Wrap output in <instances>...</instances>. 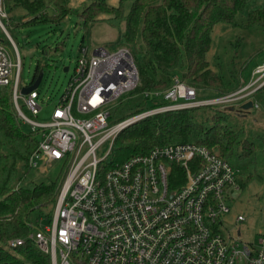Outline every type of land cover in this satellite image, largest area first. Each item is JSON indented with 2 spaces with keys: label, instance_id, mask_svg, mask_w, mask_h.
I'll return each instance as SVG.
<instances>
[{
  "label": "built area",
  "instance_id": "obj_1",
  "mask_svg": "<svg viewBox=\"0 0 264 264\" xmlns=\"http://www.w3.org/2000/svg\"><path fill=\"white\" fill-rule=\"evenodd\" d=\"M4 19L9 14L0 0V30L6 32ZM12 43L11 49L0 43V88H12L18 116L38 133L30 165L46 173L47 166L66 160L67 169L50 223L11 240L10 247L31 241L52 264H264V249L252 250L222 233V217L230 212L226 193L239 189L238 170L206 146H157L103 166L132 125L169 111L246 101L261 88L250 91L257 81L229 95L199 99L195 88L176 80L167 91L144 94L167 104L110 124L109 106L139 85L135 56L125 46L114 52L82 47L51 121L40 123L23 109L37 116L42 106L37 89L22 94V59ZM75 103L84 117L74 116ZM106 143L109 151L99 158Z\"/></svg>",
  "mask_w": 264,
  "mask_h": 264
},
{
  "label": "trees",
  "instance_id": "obj_2",
  "mask_svg": "<svg viewBox=\"0 0 264 264\" xmlns=\"http://www.w3.org/2000/svg\"><path fill=\"white\" fill-rule=\"evenodd\" d=\"M69 1L4 0V5L8 12L25 10L32 16L30 22L48 19L59 22L71 12ZM49 3L55 12L51 18L42 14ZM125 3L131 4L127 15ZM249 3L250 0H120L119 6L114 7L108 0H88L78 15L86 29L103 15L114 26L124 22L122 41L131 51L137 49L141 37L144 51L139 60L135 58L140 81L130 97L131 116L167 104L164 100L145 98L144 94L167 91L176 80L195 88L198 94L213 92L212 98L229 95L245 86L252 72L248 79L245 71L253 59L261 56L264 44V5L249 8ZM220 23L233 26L236 37L221 38L213 57L216 68L213 70L208 53L213 29ZM249 36L261 39V44L255 45L261 51L244 56L241 53H245ZM0 43L11 49L9 40ZM40 69L38 64L31 84ZM261 92L264 96V86L256 93ZM216 107L169 111L132 125L114 144L113 153L119 158L116 163L148 153L157 146L195 143L228 162L246 165L247 171L237 176V181L245 184L258 176L259 167L264 168V135L247 137L236 122L231 123L228 114L208 113ZM23 125L14 106L12 88H0V264H52L50 256L31 241L16 248L9 246L11 240L40 228L39 216L47 212L50 217L65 178L63 173L49 184L29 179L34 170L30 158L39 137L37 132H26Z\"/></svg>",
  "mask_w": 264,
  "mask_h": 264
},
{
  "label": "rangeland",
  "instance_id": "obj_3",
  "mask_svg": "<svg viewBox=\"0 0 264 264\" xmlns=\"http://www.w3.org/2000/svg\"><path fill=\"white\" fill-rule=\"evenodd\" d=\"M119 1L108 0V3L110 6L117 7L119 6ZM87 3L88 0H70L69 7L71 12L59 22L51 19H48V21L30 22L32 16L20 8L8 12L9 19L3 20L6 25V32L0 30V40H9L10 45L14 48L13 41L22 59L21 87L31 85L38 64L41 65L39 73L41 71L44 73L43 81L37 89L39 93L38 102L42 106V110L37 116H33L23 106L25 113L37 122L48 123L51 121L52 112L58 105L59 99L65 93L74 75V69L82 47L87 48L89 52L97 48H104L114 52L124 46L122 41L125 30L124 22L120 26H114L111 21H108V17L103 15L88 29L84 27L78 14ZM48 5L42 14L51 18L55 15V12L52 4L49 3ZM262 5H264V0H250L249 8ZM130 6V3H125V15L129 13ZM239 19L244 20L243 17H239ZM234 31L236 29L233 26L224 23L214 27L212 45L208 53L211 69L216 70L213 57L219 50L221 38L234 39L236 37ZM246 42L245 53L242 52L241 55L254 54L255 50V54H257L261 51V47L263 50L261 56L253 59L245 71V76L248 79L252 71L247 85L257 81L256 85L251 88L250 91H252L264 86V71H260L261 66L264 64V44L261 47H255V45L261 44V39L259 40V38L253 36H249ZM143 51L144 45L141 37H139L137 49H132V52L135 58L139 60ZM65 67H70V70L65 72ZM213 95V92H201L198 94V98L210 99ZM131 96L132 93L125 94L121 99L109 106L112 115L109 120L110 124L117 123L130 116L128 106L130 105ZM248 101H255L258 107L242 110V105ZM122 103L129 104L123 106ZM21 105H23L22 100ZM214 109L209 110L210 112L208 113L211 115L216 113V111H221L228 114L231 123L236 122L247 137L254 139L259 135H264V96L262 92L254 94L246 101L219 105ZM73 114L75 117H84L76 111V103L73 108ZM23 129L26 132L30 131V127L27 125H23ZM109 147V143L103 145L97 152L98 157H105ZM118 159L112 151L106 157L103 166L108 167L116 163ZM229 163L234 169L238 170V175L247 171L246 165H242L237 161ZM66 169L67 161L62 160L47 166L46 173H41L40 170L31 171L29 179L35 183L44 182L49 184L56 181L61 174L66 172ZM257 171L258 176H254L245 184L239 181L238 190L231 188L227 191L226 196L230 212L222 217L221 224L222 233L226 238L241 245H247L252 250L264 249V243H261V240H264V168L259 167ZM53 213L54 209L50 213V217H48L47 212L39 216V225H48ZM238 216H243L244 221L237 222ZM238 231H240V236Z\"/></svg>",
  "mask_w": 264,
  "mask_h": 264
},
{
  "label": "water",
  "instance_id": "obj_4",
  "mask_svg": "<svg viewBox=\"0 0 264 264\" xmlns=\"http://www.w3.org/2000/svg\"><path fill=\"white\" fill-rule=\"evenodd\" d=\"M64 71L67 72L68 71V67H65L64 68ZM43 76H44V73L43 71H41L36 79V81L31 84L30 86L28 87H24L22 88V94L24 95H27L29 93H31L32 91L36 90L39 88V86L41 85L42 81H43ZM254 107V103L253 101H248L246 103H244L241 107L242 110H250Z\"/></svg>",
  "mask_w": 264,
  "mask_h": 264
}]
</instances>
